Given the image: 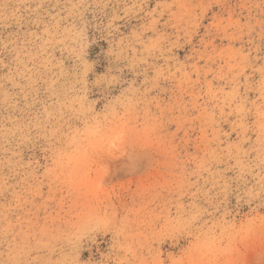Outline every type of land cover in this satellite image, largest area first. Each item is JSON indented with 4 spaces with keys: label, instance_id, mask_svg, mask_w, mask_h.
<instances>
[{
    "label": "rangeland",
    "instance_id": "rangeland-1",
    "mask_svg": "<svg viewBox=\"0 0 264 264\" xmlns=\"http://www.w3.org/2000/svg\"><path fill=\"white\" fill-rule=\"evenodd\" d=\"M0 264H264V0H0Z\"/></svg>",
    "mask_w": 264,
    "mask_h": 264
}]
</instances>
